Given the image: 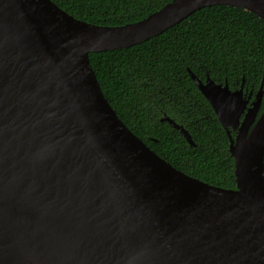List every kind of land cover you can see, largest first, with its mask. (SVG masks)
<instances>
[{"label":"water","instance_id":"95a60500","mask_svg":"<svg viewBox=\"0 0 264 264\" xmlns=\"http://www.w3.org/2000/svg\"><path fill=\"white\" fill-rule=\"evenodd\" d=\"M210 5L264 20V0H171L116 26L52 0H0V264H264L263 79L247 105L244 78L232 90L188 69L229 138L235 187L225 188L134 134L89 61Z\"/></svg>","mask_w":264,"mask_h":264},{"label":"trees","instance_id":"16d2710c","mask_svg":"<svg viewBox=\"0 0 264 264\" xmlns=\"http://www.w3.org/2000/svg\"><path fill=\"white\" fill-rule=\"evenodd\" d=\"M86 22L138 21L171 0H52ZM103 93L121 120L175 168L207 183L235 187L229 138L188 73L255 94L263 79L264 20L239 6L202 7L160 34L125 48L90 52ZM258 113V114H259ZM190 134L195 145L167 121Z\"/></svg>","mask_w":264,"mask_h":264},{"label":"flooded vegetation","instance_id":"af4514ba","mask_svg":"<svg viewBox=\"0 0 264 264\" xmlns=\"http://www.w3.org/2000/svg\"><path fill=\"white\" fill-rule=\"evenodd\" d=\"M240 85H241V84H240ZM239 87H240V86H239ZM243 92H244V94H250L249 101H248V104H247V105H250V103H251V101L254 99V96H255L256 93L253 94V93H252V90L247 91V89L244 88V83H243ZM231 134L234 136L235 131H234V130H231Z\"/></svg>","mask_w":264,"mask_h":264}]
</instances>
